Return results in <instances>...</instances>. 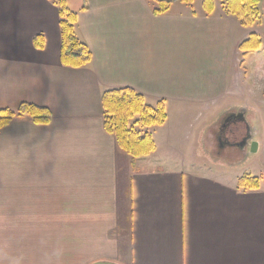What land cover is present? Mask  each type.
I'll return each instance as SVG.
<instances>
[{"label": "crops", "instance_id": "0c3cea01", "mask_svg": "<svg viewBox=\"0 0 264 264\" xmlns=\"http://www.w3.org/2000/svg\"><path fill=\"white\" fill-rule=\"evenodd\" d=\"M159 1L66 0L93 55L76 69L61 62L60 0H0V108L53 113L0 130V264H264V180L211 154L233 116L264 129V0L248 27L227 0L212 14L205 0L155 14ZM252 34L261 49L243 51ZM118 88L165 104L147 157L105 130L102 98Z\"/></svg>", "mask_w": 264, "mask_h": 264}, {"label": "trees", "instance_id": "16d2710c", "mask_svg": "<svg viewBox=\"0 0 264 264\" xmlns=\"http://www.w3.org/2000/svg\"><path fill=\"white\" fill-rule=\"evenodd\" d=\"M61 6V62L71 68H82L88 65L93 55L88 46L82 42L76 32L75 23L77 14L67 8L66 0H60ZM260 0H227V11L237 16L244 26H252L260 16ZM204 9L207 14L214 11L212 0L204 1ZM169 10V2L159 1V8L155 14L166 13ZM38 47L43 46V39L37 37L34 40ZM262 43L256 34H252L242 45L246 52L260 50ZM102 110L104 127L106 132L115 136L121 150L129 154L134 160L147 157L156 150L153 136L149 132L142 133L138 129L162 126L167 120V112L164 102H159L156 107L150 106L146 98L131 88H118L105 92L102 98ZM29 117L35 124L47 126L53 119L52 111L43 106L32 103H21L14 111L10 108H0V130L12 123L15 118ZM140 127V128H139ZM241 187L258 188V178L244 177L240 179Z\"/></svg>", "mask_w": 264, "mask_h": 264}, {"label": "rangeland", "instance_id": "374dc122", "mask_svg": "<svg viewBox=\"0 0 264 264\" xmlns=\"http://www.w3.org/2000/svg\"><path fill=\"white\" fill-rule=\"evenodd\" d=\"M186 1H188V0H186ZM259 11H260V14H261L260 4H259ZM253 77L258 78V80L260 82V78H259V76L256 73H255V75ZM250 82H251V80H250ZM248 119H249V122H250L249 125H251V127H252V133H254V138L256 140L263 139L264 138V129H262L261 126L259 125L260 118L258 119L257 117L251 116ZM178 120H179V117H177L175 115L171 119V121L174 122V125L178 124ZM181 122H182V119H181ZM182 126H183V123H182ZM156 129H162V128H156ZM181 129H185V128L181 127ZM138 130H140L142 133L147 132L145 130V128L144 129H138ZM217 144H218V142H217ZM227 145L228 144H226L224 147H226ZM224 147H222V149H219L218 145L215 146L212 149L213 151L211 150L212 156L219 157V156L223 155L224 158L227 159V157H229L232 153H235V155L239 156V158H240V159L238 158L239 160H241V161L243 160L240 167L242 169H244L245 172H251L253 175L255 174L260 179L264 180V150L260 149L259 153H251V152H249L246 155L244 152H242V154H241V151L238 150L235 147L228 146L226 149ZM220 151H221V153H220ZM185 152H188V149H185Z\"/></svg>", "mask_w": 264, "mask_h": 264}, {"label": "flooded vegetation", "instance_id": "af4514ba", "mask_svg": "<svg viewBox=\"0 0 264 264\" xmlns=\"http://www.w3.org/2000/svg\"><path fill=\"white\" fill-rule=\"evenodd\" d=\"M228 124L231 129H221L218 133L217 140L219 149H222V147L228 144L227 146L240 148L241 154L242 152L245 153V144L252 134V128L245 122L244 114L240 113L229 118Z\"/></svg>", "mask_w": 264, "mask_h": 264}, {"label": "water", "instance_id": "95a60500", "mask_svg": "<svg viewBox=\"0 0 264 264\" xmlns=\"http://www.w3.org/2000/svg\"><path fill=\"white\" fill-rule=\"evenodd\" d=\"M244 114V113H242ZM244 119H245V122L247 124H249V120L246 118V116L244 115ZM251 127V125H249ZM252 128V127H251ZM252 131V129H251ZM246 148L250 147V151L251 153H258V148H259V144L257 141L254 140V135L253 133L251 134V136L248 138V140L246 141V144H245ZM248 152V153H249Z\"/></svg>", "mask_w": 264, "mask_h": 264}]
</instances>
